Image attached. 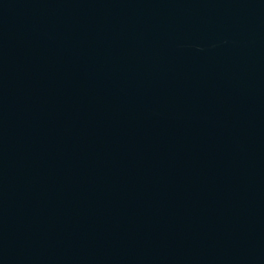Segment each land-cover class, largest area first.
Segmentation results:
<instances>
[{
    "label": "water",
    "instance_id": "1",
    "mask_svg": "<svg viewBox=\"0 0 264 264\" xmlns=\"http://www.w3.org/2000/svg\"><path fill=\"white\" fill-rule=\"evenodd\" d=\"M0 264H264V0H0Z\"/></svg>",
    "mask_w": 264,
    "mask_h": 264
}]
</instances>
